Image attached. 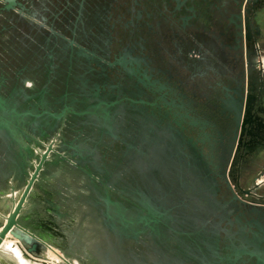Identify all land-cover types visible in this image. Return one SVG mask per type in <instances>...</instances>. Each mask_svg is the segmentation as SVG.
Here are the masks:
<instances>
[{"label": "flooded vegetation", "instance_id": "1", "mask_svg": "<svg viewBox=\"0 0 264 264\" xmlns=\"http://www.w3.org/2000/svg\"><path fill=\"white\" fill-rule=\"evenodd\" d=\"M185 10L178 19L160 0H0V156L15 176L22 143L29 174L42 155L56 161L25 204L103 229L106 248H63L79 264H264V200L253 198L264 197V152L251 147L259 163L238 186V130L205 114L230 88L248 112H264V0ZM228 20L240 29L225 32ZM54 180L90 191L88 217Z\"/></svg>", "mask_w": 264, "mask_h": 264}, {"label": "water", "instance_id": "2", "mask_svg": "<svg viewBox=\"0 0 264 264\" xmlns=\"http://www.w3.org/2000/svg\"><path fill=\"white\" fill-rule=\"evenodd\" d=\"M193 1L194 0H160V4L162 9L167 5L172 6L174 8V11H171L173 16L178 19H184L190 14V11H186L185 8L187 4H190ZM164 12L165 11H159L160 19L163 18ZM198 12L201 16L198 18L197 24L208 23V20L206 19L207 11ZM239 29V26H235L234 23H231L229 20L226 22L225 32L233 34ZM240 99L241 98L238 93L235 92L234 88L228 89L225 94L213 93L212 98L205 106V114L207 117L206 120L209 124H215L222 130L228 126H233L238 130V151L241 156V162L238 165L236 182L238 186H245L250 178L247 168L256 166L259 163V158L256 156L252 158L248 156L247 153L252 146H259L261 151L264 152V137H262L261 127V124L264 123V112L255 109L248 112L242 103H240ZM0 111H5L4 101L1 97ZM3 129H8L7 124L0 120V131ZM5 139H8L7 135L5 136ZM20 148L26 154L25 157L21 152L19 153V156H23L22 160L25 159V166L24 168L22 167V170H20L13 179L12 191L21 188L22 185L25 186L16 201L14 198H5L3 200L4 204L10 200L12 209L7 215L0 218V248L3 246L5 240H15L17 242L16 246L20 250L23 248L29 255L39 257L41 252L44 248L48 247V245L39 239L34 233L26 230L21 225L19 214L21 213L27 199L33 201L44 192L46 183L49 181L45 177L43 168H46L47 166H55L56 161H46L45 156L42 155L40 160L37 161L36 166L32 169L33 173L29 174L27 169H31L29 160L33 157L32 150L25 143H22ZM55 156L62 161L67 159L65 157H60L59 154ZM246 193L248 196H252L248 191ZM253 198L264 200V197L254 196Z\"/></svg>", "mask_w": 264, "mask_h": 264}, {"label": "crops", "instance_id": "3", "mask_svg": "<svg viewBox=\"0 0 264 264\" xmlns=\"http://www.w3.org/2000/svg\"><path fill=\"white\" fill-rule=\"evenodd\" d=\"M3 162H5V158L0 156V218L7 215V213H9L12 209L10 200H8L6 204H4L3 200L5 198H9L12 181L15 178V172L13 170H5ZM50 183L54 184L55 189L64 196H77L78 205H75L74 207V209L77 210L76 215L82 213L88 217L90 213L91 193L87 188L79 187L78 189L73 190L69 185L64 184L62 180H54ZM256 195H264V187L259 188L256 191ZM64 212L65 209L60 207L58 213L62 215ZM19 218L21 219V225L26 230L34 233L37 237L43 239L50 246L56 248L59 252L66 255L70 259L77 260L74 256L67 254L63 250L64 247L69 249H73L75 247L82 248V250L77 252V255L80 257L85 256L86 250L88 249H103L107 247V239L102 234L103 229L98 227L97 224L91 222L88 218H82L83 220L81 221L75 217L74 220L70 221L64 218L60 219L55 216L51 217L42 207H38L30 203H26L24 205L21 213L19 214ZM13 241L15 244L17 243L15 240ZM10 244V246L14 249L15 247L12 246L11 242ZM21 249L22 250L20 251L23 252V255L26 258L33 259L34 256L26 253L23 248ZM14 250L17 251L16 248ZM50 251L51 250H49V252ZM23 259L25 260V258Z\"/></svg>", "mask_w": 264, "mask_h": 264}, {"label": "bare ground", "instance_id": "4", "mask_svg": "<svg viewBox=\"0 0 264 264\" xmlns=\"http://www.w3.org/2000/svg\"><path fill=\"white\" fill-rule=\"evenodd\" d=\"M50 231V230H49ZM54 231V230H53ZM10 242L12 243V246L18 249V251L21 253L23 258H25V263L23 259L19 257L17 252L10 246ZM50 250V249H49ZM0 263H8V264H29L32 263V259L26 258L23 253L20 251V249L16 246L13 240H5L3 246L0 248Z\"/></svg>", "mask_w": 264, "mask_h": 264}, {"label": "rangeland", "instance_id": "5", "mask_svg": "<svg viewBox=\"0 0 264 264\" xmlns=\"http://www.w3.org/2000/svg\"><path fill=\"white\" fill-rule=\"evenodd\" d=\"M15 249V248H14ZM55 249V248H54ZM16 251V250H15ZM18 251V249H17ZM16 251V252H17ZM55 252H53L52 250L49 252V249L47 250H43L40 254L41 257L37 258V257H33L32 259V263L29 264H62L64 263L63 259L60 257V255L68 260L71 264H79V261H77L76 259H70L69 257L67 258L66 256L62 255L61 252H59L58 250H54ZM19 257L21 259V253L18 251L17 252ZM23 261L25 262V260L23 259ZM27 263V262H25Z\"/></svg>", "mask_w": 264, "mask_h": 264}, {"label": "built area", "instance_id": "6", "mask_svg": "<svg viewBox=\"0 0 264 264\" xmlns=\"http://www.w3.org/2000/svg\"><path fill=\"white\" fill-rule=\"evenodd\" d=\"M255 185L257 187H264V171L260 174V176L256 179Z\"/></svg>", "mask_w": 264, "mask_h": 264}]
</instances>
